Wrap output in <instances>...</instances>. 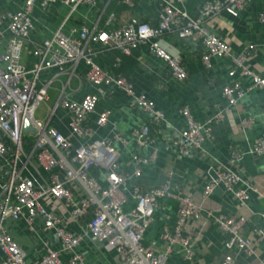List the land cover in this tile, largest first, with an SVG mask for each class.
<instances>
[{
    "label": "crops",
    "instance_id": "1",
    "mask_svg": "<svg viewBox=\"0 0 264 264\" xmlns=\"http://www.w3.org/2000/svg\"><path fill=\"white\" fill-rule=\"evenodd\" d=\"M23 1L0 0V10L17 11L22 7ZM204 1L181 0L176 1L175 5L185 8L191 15H196ZM163 3L164 0H98L93 6L78 4L70 11L69 5L60 2L44 8L35 1L32 10L33 26L26 39L21 59L27 66H32L37 58L33 56L31 49L43 38L50 37L58 27L65 33H70L71 27L79 29L81 25L94 30H111L130 21H148L156 24ZM263 11L264 0H248L236 14L223 10L204 21L210 30L228 43L231 52H238L245 45L253 44L254 48L247 54L246 60L259 74H264V21L259 17ZM111 14L114 15L113 18L108 20ZM75 34L78 35V31ZM163 41L170 51L181 56L187 72L184 79L174 77L167 63L149 52L146 42L132 49L130 53H123L118 48L99 41L90 40L85 45L86 56L90 55L108 72L125 76L136 93H144L163 112V120L151 129V141L146 145L133 138L131 129L143 123H150L152 112L139 105L135 96L128 94L121 87L90 83L86 78L88 63L83 56L73 67L70 65L67 72L55 74V70L51 68L38 74L36 85H46L47 97L41 101L47 109L45 117H35L48 121L49 125L69 136L75 145L88 142L94 137L111 139L120 151L121 168L129 174V189L132 185L148 188L170 179L172 190H180L190 196L199 210L196 215L188 217L183 226V231L190 237L193 257L187 259L182 245L172 243L166 264H217L225 252L224 241L228 234L223 233L212 221V215L243 214L247 217L245 234L255 236L253 227L264 232V217L260 215L264 210V152L257 154L250 151L264 131V89L250 87L234 105H229L222 93L224 84L230 79L227 74L230 66L229 56H213L210 66L205 67L200 57L202 45L199 41L183 39L176 30L165 33ZM235 78L244 87L251 82V78L240 70L235 72ZM66 82L64 90L70 98L79 100L87 92L98 95L95 109L87 118V124L92 131L89 135L78 136L71 132V114L58 103V97ZM184 106L201 122L208 121L219 111L222 114L221 118L211 121V136L203 141V151L189 146L184 153H179L173 144V140L180 137L182 129L186 126L180 111ZM104 110L109 111L108 120L98 126L95 119L98 113ZM243 115L252 116V121L247 127L240 124ZM23 138L26 153L20 154L18 158V166L22 167V172L39 183H44L51 171L58 172L60 177L63 176L58 167L48 170L37 164L32 151V133L24 131ZM121 139H125V142ZM231 147L244 152L240 160H231ZM153 152L156 153L154 159L144 163L141 173L135 175L132 153L148 156ZM219 163L233 167L243 179L254 186V189L248 190L244 201L238 200L234 193L226 190L222 184L210 195H203L205 179ZM98 177L104 181V175L100 174ZM7 179L0 171V200L7 196L12 199L14 196L13 187L1 186ZM235 186L242 188L246 184L239 181ZM127 193L129 199L124 205L125 209L134 202L129 190ZM43 203L57 213L61 219L60 224L66 229L78 232L86 227L88 213L75 217L58 199L47 198ZM180 205L182 202L176 197L159 198L153 218L143 234L144 245L155 252L166 251L167 242L161 237V232L164 229L173 230L177 207ZM4 225L25 250V264H41L46 247H60L58 236L52 229L44 228L41 216L35 217L31 222L26 221L24 217L17 220L6 218ZM258 246L264 257V238ZM77 250L84 257L85 264H121L118 253L114 249H107L91 234L83 236ZM2 257L0 251V260ZM69 258L70 255L64 253L61 264H70ZM234 264L260 262L256 255H238Z\"/></svg>",
    "mask_w": 264,
    "mask_h": 264
},
{
    "label": "built area",
    "instance_id": "2",
    "mask_svg": "<svg viewBox=\"0 0 264 264\" xmlns=\"http://www.w3.org/2000/svg\"><path fill=\"white\" fill-rule=\"evenodd\" d=\"M38 1L41 7H49L56 2L70 6L72 11L78 4L95 5L98 0H24L22 7L14 12L0 10V171L8 179L1 183L2 187H13L14 196L0 200V264H25V250L18 244L7 227L6 218L17 220L24 217L31 222L35 217L43 218L45 229H52L60 240V247H46L41 264H61L62 255H70V264H85L84 257L78 252L77 246L85 234H91L107 249H114L121 259V264H166L168 251L172 243H179L185 250V257L191 259L194 251L190 237L183 231L188 217L196 215L199 207L195 201L182 191L172 190L170 179L156 186L141 188L132 185L128 188L129 174L119 163V149L107 137H94L90 141L73 144L70 137L58 131L48 121L35 117L34 111L38 103L46 99V85L37 86L38 74L53 68L55 74L67 72L80 57L88 63L87 80L94 85H114L123 88L128 94L135 96L139 105L152 112L150 123H143L131 129V135L138 143L146 145L151 141V129L164 118L163 112L155 106L152 99L144 93H136L131 82L123 75L112 74L100 66L93 58L85 55V45L90 40L99 41L110 47L118 48L123 53H130L141 43L146 42L148 50L153 55L161 57L169 66L171 74L184 79L187 76L181 56L168 49L163 41L165 33L176 30L183 39L199 41L202 45L201 61L205 67L211 64L213 56H229L230 66L227 69L229 82L224 84L222 93L229 105H234L242 98L250 87L264 89V74L252 69L246 60L247 54L254 48L253 44L245 45L238 52H231L228 43L217 33L210 30L204 21L223 10L236 14L248 0H205L196 15H191L185 8L175 5L176 1L164 0L159 19L156 24L148 21H130L122 23L111 30L89 29L81 25L79 29L71 27L70 33H65L58 27L50 37L43 38L34 45L31 53L37 59L32 66H27L21 59L25 49L26 39L32 28V10ZM109 15L108 20L113 18ZM264 21V11L260 13ZM78 31V35L75 32ZM264 68V63H263ZM240 70L251 78L244 87L235 78V72ZM64 83L58 97V103L66 108L71 119V132L78 136L91 134L87 124L89 113L93 112L98 101L94 92L85 93L81 99L70 98L65 92ZM185 118L186 126L179 138L173 144L179 153H184L189 146L203 151V141L211 136V121L221 118V112L215 113L205 122L195 119L188 107L180 109ZM109 111L98 113L95 123L100 126L108 120ZM25 119L34 128L32 151L37 164L44 169L52 170L58 167L63 172L51 171L44 183L35 181L22 172L18 166L20 154L25 155L24 130ZM252 116L243 115L240 120L242 127H247ZM152 123V124H151ZM120 138V137H117ZM125 142V139H121ZM251 152H264V131L250 149ZM231 160L238 161L243 151L231 147ZM156 156L153 152L148 156L132 153L134 161L133 172L139 175L142 165ZM104 175L101 181L98 175ZM246 186L238 188L237 182ZM222 184L231 191L238 200L244 201L249 189H254L246 179H243L233 167L225 164L217 165L208 175L202 187L204 196L210 195ZM130 197L133 204L125 209ZM162 196H173L182 202L177 207V216L173 230L164 229L161 232L166 242V251L155 252L142 242L143 234L153 218ZM264 196V193H263ZM58 199L75 217L89 214L86 227L78 232L66 229L60 224V217L55 211L47 208L44 199ZM264 217V210L260 213ZM212 221L223 232L228 234L224 241L225 252L217 264H234L235 257L256 255L260 264L264 257L259 250V242L264 238V232L257 227L252 228L255 236L245 234L244 227L247 217L243 214L212 215Z\"/></svg>",
    "mask_w": 264,
    "mask_h": 264
},
{
    "label": "rangeland",
    "instance_id": "3",
    "mask_svg": "<svg viewBox=\"0 0 264 264\" xmlns=\"http://www.w3.org/2000/svg\"><path fill=\"white\" fill-rule=\"evenodd\" d=\"M46 106H45V103L43 101H41L37 107H36V110L34 112V115L36 117H45V114H46Z\"/></svg>",
    "mask_w": 264,
    "mask_h": 264
},
{
    "label": "water",
    "instance_id": "4",
    "mask_svg": "<svg viewBox=\"0 0 264 264\" xmlns=\"http://www.w3.org/2000/svg\"><path fill=\"white\" fill-rule=\"evenodd\" d=\"M23 130L24 131H30V130L33 131L34 130V128L31 126L28 119H25V121H24Z\"/></svg>",
    "mask_w": 264,
    "mask_h": 264
}]
</instances>
